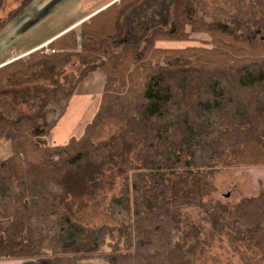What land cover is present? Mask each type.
Returning <instances> with one entry per match:
<instances>
[{"label": "trees", "instance_id": "1", "mask_svg": "<svg viewBox=\"0 0 264 264\" xmlns=\"http://www.w3.org/2000/svg\"><path fill=\"white\" fill-rule=\"evenodd\" d=\"M144 1L116 0L81 22L79 37L70 29L0 66V95L14 103L29 102L31 87L45 90L37 113L0 114V138L11 150L0 158V260L193 264L225 221L264 254V191L232 204L202 199L214 189L207 175L229 151L250 143L264 151V33L239 34L197 16L194 0H170L168 22L110 54ZM31 2L1 16L0 30ZM195 31L208 33L212 47L156 46ZM97 68L103 90L82 133L46 143L77 85ZM116 177L120 194L109 205L116 225L72 218L68 200L96 198Z\"/></svg>", "mask_w": 264, "mask_h": 264}, {"label": "rangeland", "instance_id": "2", "mask_svg": "<svg viewBox=\"0 0 264 264\" xmlns=\"http://www.w3.org/2000/svg\"><path fill=\"white\" fill-rule=\"evenodd\" d=\"M21 0H3L0 8V17L19 4ZM99 2L94 0L93 2ZM170 0H146L130 12L125 18L126 35L122 41L114 43L116 50L126 42L135 43L141 40L150 26L165 24L169 21L168 3ZM86 2V0H85ZM92 2V1H91ZM196 14L206 21H222L239 33L246 34L250 31L255 34L264 33V0H194ZM190 31V27L187 26ZM92 40L95 43L96 40ZM211 37L206 32H190L188 40H162L156 43L162 48H183L187 46L212 47ZM98 41V40H97ZM112 51V50H111ZM110 53V51H109ZM76 67H72L76 73ZM44 83L40 84L43 85ZM39 87V86H38ZM35 91L29 89L34 97L29 102H13L11 94L0 95V114L16 118L23 114L37 113L40 109L41 98L45 96V90ZM99 94L96 91L87 95L74 94L69 102L67 112L51 134L45 137L46 143L61 144L71 136L78 137L84 125L90 120L99 103ZM9 102L6 109L3 105ZM43 118H38L37 128L43 126ZM48 139V141H47ZM10 150L9 142L0 138V158H5ZM212 172L207 175V183L214 187L213 190L203 194L204 201L219 200L223 203H235L241 197L256 196L264 191V151L261 144L250 143L235 150L229 151ZM120 178L116 177L113 186L106 187L101 195L93 199L68 200L71 216L74 220L88 227H97L103 224L116 225V216H112L109 209L112 195L120 194ZM205 250L197 252L192 257L193 264H264V254L255 241L243 232L231 228L225 221L220 227L213 229ZM25 259V258H22ZM46 264L50 260L22 261L19 263ZM98 263L99 259L88 261ZM87 263V262H84Z\"/></svg>", "mask_w": 264, "mask_h": 264}, {"label": "crops", "instance_id": "3", "mask_svg": "<svg viewBox=\"0 0 264 264\" xmlns=\"http://www.w3.org/2000/svg\"><path fill=\"white\" fill-rule=\"evenodd\" d=\"M93 1L94 0H86V2L85 0H32L16 18L11 20L0 30V66L13 59L26 55L35 49L41 47L47 48V44L50 41L56 39L70 29L76 30L77 36L79 37L81 22L116 0ZM94 40H96L95 43H98L97 38ZM90 42L94 43L92 40ZM159 42L160 41L157 43ZM113 45L110 49V54L117 53L123 46V44H121L114 50ZM104 79L105 75L101 69L97 68L91 71L80 81L73 95L75 93L87 95L96 91L100 96L103 90ZM10 153L11 150H9L6 155L8 156ZM47 259L50 260V258L47 257L0 260V264H32L30 262H19L24 260L44 261ZM46 264H52L51 260L50 263Z\"/></svg>", "mask_w": 264, "mask_h": 264}, {"label": "built area", "instance_id": "4", "mask_svg": "<svg viewBox=\"0 0 264 264\" xmlns=\"http://www.w3.org/2000/svg\"><path fill=\"white\" fill-rule=\"evenodd\" d=\"M46 51H53V50L46 49Z\"/></svg>", "mask_w": 264, "mask_h": 264}]
</instances>
